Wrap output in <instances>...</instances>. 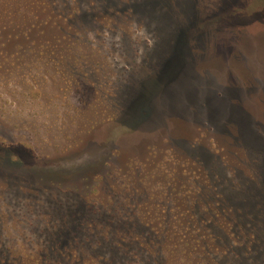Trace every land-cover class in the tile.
<instances>
[{
	"label": "rangeland",
	"instance_id": "rangeland-1",
	"mask_svg": "<svg viewBox=\"0 0 264 264\" xmlns=\"http://www.w3.org/2000/svg\"><path fill=\"white\" fill-rule=\"evenodd\" d=\"M3 1L38 45L0 52V143L37 162L0 166V258L264 264V0ZM101 214L138 215L126 255Z\"/></svg>",
	"mask_w": 264,
	"mask_h": 264
},
{
	"label": "trees",
	"instance_id": "trees-1",
	"mask_svg": "<svg viewBox=\"0 0 264 264\" xmlns=\"http://www.w3.org/2000/svg\"><path fill=\"white\" fill-rule=\"evenodd\" d=\"M4 2L1 4V0H0V7L2 8L3 5H4ZM0 8V10H1ZM10 8H16V6L14 5H10ZM1 20H0V25H1ZM10 24V22H9ZM19 25V24H17ZM7 25H3L2 24V27L4 29V27H6ZM1 31V30H0ZM30 32L32 31V28H30L29 30ZM24 36L25 37H18V36H15V37H6V38H2L0 37V52L2 51H5L3 48L5 47H8L9 45H15V46H20L19 44H16L17 40L18 41H22V40H25L27 42V46H32V45H38V40L35 39V37L33 36H30V35H26L25 32H23ZM10 48V47H9ZM37 162V157L35 156V153L34 151L32 150V148L20 143V142H12V143H0V166H4L6 167L7 165H10V166H13V165H19V164H31V163H36ZM78 198V197H77ZM66 203V202H65ZM96 204H97V201H96ZM81 205V203L79 204ZM92 216V215H91ZM90 216V217H91ZM138 215H127V217L125 218L124 217H121L119 215H114V214H101L99 215L98 217H101L102 219V222L105 224H103L102 226H100L99 224H97L96 222H92V220L90 219L89 221H91V224H90V228H97L98 227H105L109 224V227H105L107 228V231H105L104 233V230L102 229L100 232H98L96 235L97 236H102L103 234L106 235V238L108 237V231H111L110 228H113L115 230V232L117 233V237L118 239H120L122 237V227L121 226H127L129 227L130 225H133V226H138V223L136 224V221L132 218L136 217ZM191 219H194V216L192 215H189ZM189 216L187 217V219H189ZM89 217V218H90ZM159 217V216H157ZM164 216H162L161 218H163ZM165 217H167L165 215ZM87 218V217H85ZM127 219V220H126ZM154 219V215L152 216H149L147 214H143L142 216V221L144 222V226H146V224H149V225H152L154 223L155 220ZM66 218L63 220L62 222V226L63 227H67V225L71 226L70 229H62V232L60 234H63L64 232H66L67 230H69V235L71 237H74L76 235H78L79 233L82 234H89V236H93V234L96 232L95 229H91L90 231L89 230H83L84 229V224H87L86 221H82V219H77L75 218V216L72 218H68L67 222H66ZM125 221H127L126 223H124ZM89 223V222H88ZM131 223V224H130ZM146 223V224H145ZM101 228H98V230H100ZM175 229L177 228H173V229H161L160 233L161 234H164V237H167L169 236L168 233H171L172 235H178L180 237V239L182 240V242H185V244H192L191 241H194L196 243L200 242V238L199 237H194V234H193V230L190 226H185V227H181L179 228L178 230L175 231ZM82 230L84 232H82ZM113 231V233H115ZM115 233V234H116ZM128 233L126 232L124 237L127 235ZM91 237H88V238H91ZM62 240H56V244L58 247H62L63 245L65 246L64 244V238L61 237ZM134 239L136 238H132L130 239L131 241H134ZM121 241L118 243H114L117 245L118 248H120V250L117 252L119 256H123V255H126V252L132 248L131 245H127L125 244L128 240L126 238H121L120 239ZM87 241V240H86ZM98 241V240H97ZM102 241H99L98 245L99 246H96L95 249H98L99 247L103 248L102 247V244H100ZM112 244V243H111ZM110 244V245H111ZM123 247L126 249V251H124V254L121 253V250L123 249ZM173 252V250H172ZM128 253V252H127ZM4 255H6V253H3ZM93 254H96V252H93ZM132 254H134L136 257H137V253L136 252H133ZM115 255V252L113 254V256ZM121 256V257H122ZM78 260L80 258H77ZM14 261L10 258H0V264H11L13 263ZM93 264H95V262H92Z\"/></svg>",
	"mask_w": 264,
	"mask_h": 264
}]
</instances>
